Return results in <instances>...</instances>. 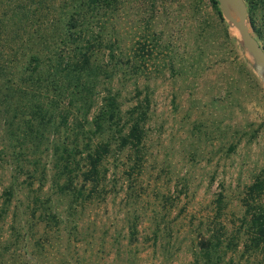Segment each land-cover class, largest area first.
Here are the masks:
<instances>
[{
    "label": "trees",
    "instance_id": "trees-1",
    "mask_svg": "<svg viewBox=\"0 0 264 264\" xmlns=\"http://www.w3.org/2000/svg\"><path fill=\"white\" fill-rule=\"evenodd\" d=\"M132 5L145 27L168 8L158 0H0V264H73L81 224L90 248L77 264H97L91 253L108 246L122 264L120 238L125 253L161 238V251L188 242L186 264H264L263 174L244 184L237 211L222 182L197 211L176 194L142 192L149 99L112 83L115 17ZM130 90L134 100L123 107ZM122 188L109 216L107 198ZM116 218L124 230L108 232ZM61 230L64 251L53 256Z\"/></svg>",
    "mask_w": 264,
    "mask_h": 264
},
{
    "label": "rangeland",
    "instance_id": "rangeland-1",
    "mask_svg": "<svg viewBox=\"0 0 264 264\" xmlns=\"http://www.w3.org/2000/svg\"><path fill=\"white\" fill-rule=\"evenodd\" d=\"M158 2H167L168 8L151 27L143 25L133 5L115 17L117 61L112 83L126 85L128 90L137 86L149 99L142 192L150 198L156 189L176 194L178 204L197 211L222 182L230 208L237 211L235 202L244 184L258 173L264 175V66L255 62L218 0ZM225 2L237 19L233 4ZM243 2L245 23L264 50V0ZM126 66L130 75L121 72ZM125 96L123 107L134 100L131 90ZM118 191L107 198L109 216L120 204L124 189ZM115 220L108 232L124 230ZM79 228L81 233L76 235L81 237L70 242L71 255H67L73 264H77L74 256L82 261L90 248L80 235L82 224ZM60 233L53 256L64 251L67 233ZM145 240L126 253L124 238L114 244L124 249L122 264H186L184 256L190 258L187 241L179 248L172 246L171 260L169 251L157 247L165 243L163 239L158 238L155 246L151 239ZM118 257L112 246L102 256L91 253L97 264H120Z\"/></svg>",
    "mask_w": 264,
    "mask_h": 264
},
{
    "label": "water",
    "instance_id": "water-1",
    "mask_svg": "<svg viewBox=\"0 0 264 264\" xmlns=\"http://www.w3.org/2000/svg\"><path fill=\"white\" fill-rule=\"evenodd\" d=\"M218 1H219L220 7H221L224 15L237 28L245 47L251 53L255 62L258 65L264 66V50L262 49V47L260 46V44L258 43L256 38L250 33V31H249V29L245 23L246 10H245V4H244L243 0H229L233 4L234 8L237 11V15H238L237 19H235L232 16V14L226 13L223 10L224 4H225L224 1H226V0H218ZM262 81L264 83L263 78H262Z\"/></svg>",
    "mask_w": 264,
    "mask_h": 264
},
{
    "label": "bare ground",
    "instance_id": "bare-ground-1",
    "mask_svg": "<svg viewBox=\"0 0 264 264\" xmlns=\"http://www.w3.org/2000/svg\"><path fill=\"white\" fill-rule=\"evenodd\" d=\"M224 3H225V4H224L223 9L225 10L226 13L231 14L230 11H229V9H228V5H227V3H226L225 1H224Z\"/></svg>",
    "mask_w": 264,
    "mask_h": 264
}]
</instances>
